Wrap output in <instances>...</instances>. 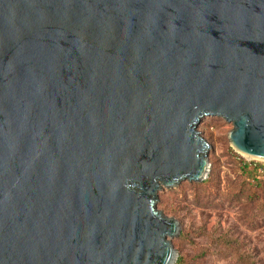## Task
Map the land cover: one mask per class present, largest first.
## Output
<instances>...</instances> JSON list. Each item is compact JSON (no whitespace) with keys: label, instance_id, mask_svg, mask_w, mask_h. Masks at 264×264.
I'll return each instance as SVG.
<instances>
[{"label":"water","instance_id":"water-1","mask_svg":"<svg viewBox=\"0 0 264 264\" xmlns=\"http://www.w3.org/2000/svg\"><path fill=\"white\" fill-rule=\"evenodd\" d=\"M213 117L264 162V0H0V264H175Z\"/></svg>","mask_w":264,"mask_h":264},{"label":"rangeland","instance_id":"rangeland-1","mask_svg":"<svg viewBox=\"0 0 264 264\" xmlns=\"http://www.w3.org/2000/svg\"><path fill=\"white\" fill-rule=\"evenodd\" d=\"M231 129L230 124L216 117L204 119L198 127L209 145V169H213V177L218 184L219 191H215L217 195H214L213 190L214 194L210 196L212 189L205 186L191 188L187 182L179 184L174 190L158 193L157 203L160 202L159 194L163 193L161 200L166 210L162 211L158 205L157 210L179 224V236L173 238L171 243L177 259L183 255L187 264H236L232 258H227L215 249L209 238L210 235L215 237L220 232H229L232 228L239 235L238 240L243 243L244 252L250 260L255 264H264V217L254 212L245 215L250 206L241 208L242 202L236 203L228 198L235 192L238 182L234 175L239 166L235 155L245 162H264L249 160L237 154L227 139ZM198 197L200 204L196 202Z\"/></svg>","mask_w":264,"mask_h":264},{"label":"trees","instance_id":"trees-1","mask_svg":"<svg viewBox=\"0 0 264 264\" xmlns=\"http://www.w3.org/2000/svg\"><path fill=\"white\" fill-rule=\"evenodd\" d=\"M199 127V126H198ZM238 161V169L234 172L236 176L237 188L233 195L229 196V200L236 203L242 202L241 208L250 206L246 210L245 215L254 212L257 216L264 217V164L245 162L239 156L235 155ZM213 169H210L208 178L202 183H189L191 188H201L200 186H205L210 191L209 195L214 194L215 191H219L216 178L213 177ZM188 183V182H187ZM214 190V192H213ZM159 194L160 202L157 203L158 207L165 211V206L162 203L161 195ZM214 195H217L215 192ZM200 204V200L196 201ZM247 213V214H246ZM256 224V222H252ZM257 224H259L257 222ZM213 247L220 251V253L227 258H232L236 264H255L250 260L247 254L244 252V245L239 239V235L232 228L229 232L218 233L217 236L213 237L210 235ZM187 260L183 255H180L176 260L175 264H187Z\"/></svg>","mask_w":264,"mask_h":264}]
</instances>
